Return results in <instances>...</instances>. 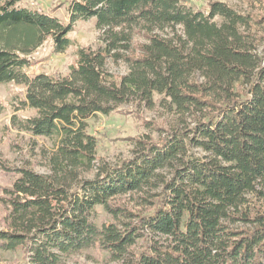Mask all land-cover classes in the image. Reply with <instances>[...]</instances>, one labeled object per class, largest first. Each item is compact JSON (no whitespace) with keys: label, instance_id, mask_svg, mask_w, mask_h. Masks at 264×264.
Masks as SVG:
<instances>
[{"label":"trees","instance_id":"1","mask_svg":"<svg viewBox=\"0 0 264 264\" xmlns=\"http://www.w3.org/2000/svg\"><path fill=\"white\" fill-rule=\"evenodd\" d=\"M21 1L0 0V83L24 86L16 100L35 115L14 123L54 149L49 173L0 162V250L22 264L90 249L121 264H264V17L217 0H65V22ZM91 18L104 38L68 75L24 70ZM109 59L130 72L109 73ZM131 98L166 103L176 124L144 121L159 137H130V157L95 167L88 120Z\"/></svg>","mask_w":264,"mask_h":264},{"label":"rangeland","instance_id":"2","mask_svg":"<svg viewBox=\"0 0 264 264\" xmlns=\"http://www.w3.org/2000/svg\"><path fill=\"white\" fill-rule=\"evenodd\" d=\"M194 8H204L210 0H191ZM215 1V0H211ZM227 2L239 11L252 12L256 17H264V0H217ZM21 6L40 9L45 12H53L62 21H68L67 3L65 0H22ZM220 23L222 19L217 17ZM264 30V23L256 26V30ZM166 31H169L167 29ZM165 31V33H167ZM164 33V34H165ZM132 45L145 41V38L138 31L129 30ZM104 30L97 27L96 19L81 20L75 23L73 30L69 33L72 44L64 52L55 53L52 50L51 41L45 42L32 54L35 64L25 67L29 74L46 72L56 76L64 77L70 72V65H73L80 48H97L104 38ZM107 70L113 75H125L130 72V66L124 59L114 61L108 60ZM24 86L15 82L0 83V162L7 166H21L28 164L39 173H49L47 156L54 149L52 141L42 136H31L22 130L14 119L21 120L35 115L30 108L20 109L17 97L23 96ZM125 111V112H122ZM144 121L154 122L161 127H169L176 124L175 112L163 102H147L141 98H131L128 103L110 113L97 115L88 120L87 132L98 139L97 159L95 167L101 161L110 164L117 163L119 159L130 157L134 145L130 137L140 134H149L155 138L160 132L154 128L144 125ZM95 170L84 174L92 178ZM6 180L0 176V182ZM2 208L0 206V212ZM106 213L99 210L98 216L94 219L100 222L107 218ZM142 242H140V246ZM22 251L11 252L0 250V264H22L24 262ZM65 264H121L118 261L96 250H86L77 254Z\"/></svg>","mask_w":264,"mask_h":264}]
</instances>
